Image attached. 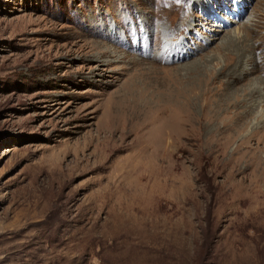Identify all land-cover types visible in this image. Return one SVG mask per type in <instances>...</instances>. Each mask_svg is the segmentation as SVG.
<instances>
[{
	"label": "rangeland",
	"instance_id": "1",
	"mask_svg": "<svg viewBox=\"0 0 264 264\" xmlns=\"http://www.w3.org/2000/svg\"><path fill=\"white\" fill-rule=\"evenodd\" d=\"M205 247L264 264V0H0V264Z\"/></svg>",
	"mask_w": 264,
	"mask_h": 264
},
{
	"label": "trees",
	"instance_id": "2",
	"mask_svg": "<svg viewBox=\"0 0 264 264\" xmlns=\"http://www.w3.org/2000/svg\"><path fill=\"white\" fill-rule=\"evenodd\" d=\"M213 257V251H212V247L211 248H208V247H205V251H204V254H202L198 259H202L203 263H200V264H210L209 262H206V258L207 259H210Z\"/></svg>",
	"mask_w": 264,
	"mask_h": 264
},
{
	"label": "bare ground",
	"instance_id": "3",
	"mask_svg": "<svg viewBox=\"0 0 264 264\" xmlns=\"http://www.w3.org/2000/svg\"><path fill=\"white\" fill-rule=\"evenodd\" d=\"M254 94L256 93V91L253 92Z\"/></svg>",
	"mask_w": 264,
	"mask_h": 264
}]
</instances>
